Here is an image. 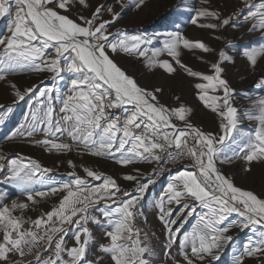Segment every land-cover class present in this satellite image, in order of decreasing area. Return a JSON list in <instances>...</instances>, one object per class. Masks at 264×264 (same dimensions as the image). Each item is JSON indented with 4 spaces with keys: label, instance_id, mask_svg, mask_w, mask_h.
Here are the masks:
<instances>
[{
    "label": "snow or ice",
    "instance_id": "1",
    "mask_svg": "<svg viewBox=\"0 0 264 264\" xmlns=\"http://www.w3.org/2000/svg\"><path fill=\"white\" fill-rule=\"evenodd\" d=\"M53 3L55 7L50 6ZM72 3L73 0H0V18L9 19L7 33L0 35V80H5L6 74L16 68L53 74V86L39 90L41 98H49L44 131L46 137L51 138L37 143L58 152L82 148L94 156L111 157L123 166L137 161H151L159 166L169 158L173 163L189 159L191 167L183 166L170 178L156 205L158 219L167 233L168 247L177 241L179 243L183 260H176L175 264H212L218 261L224 244L233 240L231 235H227L233 227L241 231L251 229L255 237H249L243 250L234 256L233 264H245V258L264 264V198L236 186L217 167L218 162H230L232 159L227 157L226 150L232 151L234 157L242 156L249 165L246 171L251 170L252 162H264V100L258 102V114L241 113L232 103L236 90L223 76L222 63L230 59L223 50L219 59L211 63V74L195 71L181 62L180 47L206 53L213 49L203 41L189 40L181 32L170 33L163 49L153 50V56L166 52L189 76L202 81L194 85L198 99L219 117L218 132L204 131L192 123V109L178 96L175 97L177 106L162 104L158 97L162 89L141 87L108 54L110 50L112 53L122 51L145 57L147 49L141 46L151 43V38L126 31H109L120 18V12L111 6H97L90 16L80 15L78 23L61 12H69ZM78 3L89 6L87 0H78ZM143 3L144 0H138L136 7ZM202 3L208 4V0H202ZM246 8L244 19L257 21L249 31L256 28L264 30V0L248 3ZM105 10L111 19L102 18ZM236 15L238 13L222 17L220 12L210 7H201L194 11L191 23L212 30L228 25L235 27ZM201 19L216 22L200 23ZM244 55L254 66L257 57L264 55V46L247 49ZM148 64L158 65L169 74L176 71L167 59H149ZM65 72L71 73L72 78L67 93L62 94L59 111L63 115L54 121L55 109L49 94L59 91L55 81L62 80ZM10 87L17 101L24 100L25 95L34 91L27 88L22 92L14 83ZM38 103L43 104L44 100H38ZM8 111H11V106H8ZM243 117L258 121L254 133L241 134L239 124ZM32 119H37L36 112L32 113ZM57 133L61 136L66 134L71 142L60 141ZM232 144L239 151L230 148ZM0 162H4L0 163V170L5 168V164L9 168L7 181L22 188L27 200L0 206V264H92L87 259V248L92 239L87 227L89 221L106 223L111 229L105 232L109 242L100 245V250L110 255L112 264H150L147 257L152 249L147 243V233L142 240L141 230L135 228L134 221L149 185L156 182L152 176H148L145 182L140 170L135 169V175L124 176L134 185L132 190H125L112 176L85 167L86 177L72 172L69 173L73 177L71 181L36 191L32 186L44 183L37 173L43 175L52 169L43 168L31 158L29 163H22L17 158L9 160L3 154H0ZM68 163L76 167L72 161ZM163 172L161 167L153 168L154 175H163ZM57 194L61 197L58 205L34 220L28 218L34 228L23 229V224L28 222L23 216V210L29 208L28 202L35 205L39 203L37 198ZM189 200L192 203H188ZM101 201L104 202L101 209L103 220L89 214V209ZM174 205L179 206V213ZM197 207L207 210L198 216L201 227L192 233H183L181 238L187 218L197 213ZM17 210L21 215H14ZM185 211L186 215H180ZM234 213L239 219L228 222ZM65 224L76 226L75 244L70 248L64 243V235L68 231ZM37 230H43L44 235ZM41 241L47 247L37 250L32 261H26V255L32 253L31 246ZM53 245V254L45 258L44 253L52 251ZM188 246L191 247L190 253L184 251ZM65 254L69 259H64ZM14 256L18 259H13Z\"/></svg>",
    "mask_w": 264,
    "mask_h": 264
},
{
    "label": "rangeland",
    "instance_id": "2",
    "mask_svg": "<svg viewBox=\"0 0 264 264\" xmlns=\"http://www.w3.org/2000/svg\"><path fill=\"white\" fill-rule=\"evenodd\" d=\"M138 0H87L88 7L81 6L78 0H73L69 12L62 14L69 15L70 18L80 22V15L90 16L92 11L99 5L111 6L115 11L120 12V18L117 23L113 24L109 31L117 30L126 31L131 35L148 36L151 43H145L142 49H147L145 57L136 54H129L122 51L112 53L109 50L110 57L125 72L134 77L141 87L153 90L160 88L163 91L158 93L159 100L162 104L169 107L177 106L175 97H179L180 101L192 109L191 121L194 125L201 127L206 132L216 133L219 131V117L211 110L204 107L198 99V90L194 87L195 83H200L198 78L189 76L186 71L174 60L162 52L159 56H153V50H161L170 33L181 32L191 41H203L213 51L203 52L199 49H187L180 47V60L183 64L191 67L195 71L211 74V63L219 59L221 50L226 57L230 59L222 63L224 68L223 76L227 79L233 89L236 90L232 98V103L241 113L253 112L258 114V102L264 100V55L257 57L254 66L250 64L244 55L245 50L250 48H260L264 46V30L259 28L252 29L256 20H245L248 3H260L261 0H208V4H203L202 0H144L139 8L136 7ZM55 7V3L50 5ZM201 7H210L223 16L238 13L234 18L235 27L228 25L216 30L201 28L191 23V16L194 11ZM15 8L13 7V13ZM242 13V14H240ZM103 19H111V15L105 10L102 13ZM216 22L214 20L201 19L200 23ZM9 24L8 18H0V35L7 33ZM169 60L173 63L176 71L172 74L166 72L163 68L157 66H149L148 60ZM53 74L48 71H31L26 68H16L6 74L5 80H0V154L5 155L9 160L13 158L19 159L22 163H29V158L36 160L43 168L52 169L51 172H45L43 175L37 173V177L44 183L34 184L32 187L36 191L46 190L49 185L69 182L73 179L69 173L75 172L80 177H86L84 168H92L106 175L115 178L117 184L125 190H132L133 182L124 179L127 174L135 175V169H139L143 180L146 182L150 174L154 162L137 161L128 166L118 164L113 158L108 156H94L83 151L82 148H73L71 152H58L56 150H48L42 143L46 137L44 129L47 127V117L45 113L49 104V98L39 96V90L45 87H52ZM62 80H56L55 85L59 91H53L49 94L50 103L55 109L53 120H58L63 113L59 109L62 107V94L67 93L71 73H63ZM14 83L22 92L27 88H33V93L25 95L24 100H16L13 89L10 84ZM57 97H60L58 99ZM44 100L43 104L38 100ZM14 101H16L14 103ZM11 106V111H8ZM36 112L37 119L33 121L32 113ZM182 124V122L177 121ZM258 121L243 117L240 120L239 130L242 135L254 133ZM33 128L35 130L33 131ZM29 133H31L29 135ZM59 140L62 142H71L67 135L57 133ZM230 148L239 151L235 144L229 145ZM117 156L119 154H116ZM227 157H231L230 162L219 163L217 167L229 178L234 184L246 190H251L261 198H264V162L254 161L251 163L250 171H246L249 165L243 160L242 156H233L232 151L226 150ZM53 157V158H51ZM224 159V157H221ZM68 161H72L76 165L71 167ZM4 163V162H0ZM176 169L159 183L149 185L144 198L138 205V214L135 217V228L141 230V239H144V233H147V243L152 249L151 254L147 257L150 264H175L176 260H183L180 254L179 243H173L168 247V237L162 222L158 219L157 202L164 194L167 183L170 178L176 175ZM10 175L9 168L5 164V168L0 170V206L3 204H11L12 201L27 202L26 194L23 189L13 183L7 181ZM153 178V176H152ZM91 180V178H87ZM99 183V181H93ZM60 194L49 196L46 198H37L39 203L32 205L23 210L25 220L28 218L34 220L42 213H46L53 207L57 206L60 200ZM192 203V201H187ZM179 213V206H173ZM104 208V202L94 205L89 209L90 216L100 217L103 220L101 209ZM207 211L197 207V213L187 218L180 236L183 233H192L201 227L198 216ZM19 216V210L14 212ZM180 215H186L180 213ZM173 218H176L174 215ZM239 217L234 213L229 217L228 222L238 220ZM227 223V222H226ZM179 226V225H177ZM68 229L64 235L65 246L70 248L75 244L74 232L75 225L65 224ZM90 229L92 239L89 241L87 248V259L92 264H112L110 255L100 250V245L107 244L109 241L105 236V232L111 230L106 223L97 224L92 221L87 223ZM33 224L28 221L23 224V229H33ZM40 235H44L43 230H37ZM231 235L233 240L226 242L223 250L219 253V260L213 261L212 264H233L234 256L239 254L244 245L248 242L249 237H253L251 229L241 231L238 227H233L227 233ZM2 239V232H0ZM32 253L26 255V261H32L37 250L47 245L41 241L34 244ZM27 252V248L25 249ZM52 251L44 253L45 258L53 254ZM184 251L191 252L188 246ZM18 259V257H13ZM64 259H69L65 254ZM245 264H258L253 258H245Z\"/></svg>",
    "mask_w": 264,
    "mask_h": 264
},
{
    "label": "built area",
    "instance_id": "3",
    "mask_svg": "<svg viewBox=\"0 0 264 264\" xmlns=\"http://www.w3.org/2000/svg\"><path fill=\"white\" fill-rule=\"evenodd\" d=\"M170 151L174 153L175 149H171ZM191 164L192 162L187 158L183 160H177L176 163H173L171 159L169 158L167 162H162L159 166L154 162V164L152 165L150 174H152L151 176H153V179L156 181L155 183H159L161 180L166 178L170 173L174 172V170L176 169L182 170L183 166L191 167ZM156 167H161L164 169L163 175L157 176L153 174V168H156Z\"/></svg>",
    "mask_w": 264,
    "mask_h": 264
},
{
    "label": "crops",
    "instance_id": "4",
    "mask_svg": "<svg viewBox=\"0 0 264 264\" xmlns=\"http://www.w3.org/2000/svg\"><path fill=\"white\" fill-rule=\"evenodd\" d=\"M176 123H178V124H181V123H179V122H177V121H175Z\"/></svg>",
    "mask_w": 264,
    "mask_h": 264
},
{
    "label": "bare ground",
    "instance_id": "5",
    "mask_svg": "<svg viewBox=\"0 0 264 264\" xmlns=\"http://www.w3.org/2000/svg\"><path fill=\"white\" fill-rule=\"evenodd\" d=\"M51 158H53V157H51Z\"/></svg>",
    "mask_w": 264,
    "mask_h": 264
}]
</instances>
